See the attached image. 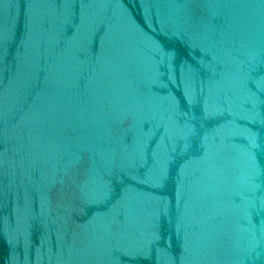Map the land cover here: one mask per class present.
Segmentation results:
<instances>
[{"label": "water", "instance_id": "obj_1", "mask_svg": "<svg viewBox=\"0 0 264 264\" xmlns=\"http://www.w3.org/2000/svg\"><path fill=\"white\" fill-rule=\"evenodd\" d=\"M0 264H264V0H0Z\"/></svg>", "mask_w": 264, "mask_h": 264}]
</instances>
